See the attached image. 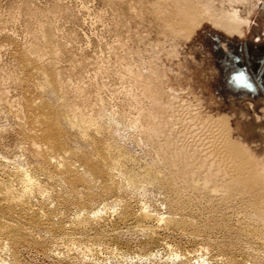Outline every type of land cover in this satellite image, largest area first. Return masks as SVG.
Segmentation results:
<instances>
[{
    "label": "rangeland",
    "instance_id": "rangeland-1",
    "mask_svg": "<svg viewBox=\"0 0 264 264\" xmlns=\"http://www.w3.org/2000/svg\"><path fill=\"white\" fill-rule=\"evenodd\" d=\"M211 1L0 0V169L30 171L56 226L88 221L76 249L35 225L0 264H264V217L210 163L225 141L264 170V0H214L250 18L242 36ZM140 207L163 220L143 226Z\"/></svg>",
    "mask_w": 264,
    "mask_h": 264
},
{
    "label": "bare ground",
    "instance_id": "bare-ground-1",
    "mask_svg": "<svg viewBox=\"0 0 264 264\" xmlns=\"http://www.w3.org/2000/svg\"><path fill=\"white\" fill-rule=\"evenodd\" d=\"M232 1L233 0H227L229 4ZM240 1H242L244 4L245 2H248V0H240ZM208 3L209 4H205L204 6L205 10L203 11V13L206 15L208 20L212 22L213 25L223 30L227 35L242 36L243 32L241 30V27L244 24L251 26V24H248L249 23L248 19L250 18H245V19L240 18L237 9H235L232 5H229L228 9L225 10L222 8L221 5H219L220 7H217L215 5L214 0ZM254 4L255 3L253 2L250 6L252 7L254 6ZM251 7L248 10V14L253 9ZM216 124L213 122V128L219 125ZM218 146L219 145L217 144L215 148L217 149L221 148V146L219 148ZM219 150L218 153L216 154L217 156H215V152L213 151L214 153L213 158L214 157L215 158L214 161L210 162L215 178V189H218V191L220 189H223V191L226 190L227 192L226 191L224 192L229 195L228 198L230 197V199L233 196L235 197L237 196V198L239 196V198L242 199V204L245 206L243 207L245 209H248L249 211L248 213L251 218H257V219L263 218L264 217V170L261 167L260 170L262 169V172H260L259 168H258L259 171L255 168V166L258 165L256 160L238 158V156H241L240 152H238L233 145L225 141H224V145H222V150L221 149ZM117 152L119 154L118 155L119 158H126L122 153H120V150H118ZM126 159L128 161L134 162V160H132L131 158H126ZM118 161L120 160L118 159L117 161L112 162L110 166L111 170H115V166H117ZM1 167L2 168L0 169L1 171L0 210H7L9 213V217L6 219V221L3 222L4 226L2 225V227H0V247L5 246L6 248V246L9 245L7 241L10 242L14 241L17 236L23 238L30 236L32 232L31 228L36 225V226L44 227L49 232H54L57 229L60 230L58 234H55L52 237V242L54 243V245L66 243L69 244V246H71L70 248H73V245L76 243L74 241L81 240L80 237L79 238L74 237L76 234L74 235L73 233L75 231L85 230L86 228H88V221L81 220L79 217L80 214L79 216L77 214L75 215L76 220L73 223H70L71 225L68 226L69 228L66 229L63 223H61L60 226L58 225L56 226L52 222L50 214L51 212L56 211L57 209L56 208L53 209V207L51 208L50 206L51 203L48 202L47 199L48 198L47 195L49 194L48 191L44 189L39 183L36 182V180L31 175L30 171L25 169H20L18 167H13L12 170H5V166L1 165ZM125 174L129 176V179L131 178V173L128 172ZM216 193L218 194V192ZM219 197L221 196L219 195ZM34 198H39L41 200L40 204H35L33 202ZM224 200L227 199H223V201ZM101 207L97 206L96 208L89 211L87 213L88 218L98 217L100 213H102V211L105 209V207L102 208ZM112 207L113 206H111V208ZM138 211L139 212L136 213V220L140 222L143 226L151 222H155L157 224L163 220L162 215L149 214L148 212H146V208L144 207H140ZM126 213L127 212L125 211V214ZM125 214L123 212V215ZM99 233H101V231ZM98 246L99 245H96V247L94 248L91 245L87 247L84 246L85 249L83 251L84 253L82 252L83 255H85V253H90L91 251L97 250V248H99ZM203 250L205 249L200 248L199 251L198 250L197 251L202 252ZM110 252L113 253L114 249H110ZM191 254L192 252L184 253L183 260L189 263L191 261V257L192 258L194 257L196 259V260L194 259V262L195 261L198 262L201 261L202 257H204L201 254L195 256H192ZM190 264H193V262ZM230 264H236V263L231 261Z\"/></svg>",
    "mask_w": 264,
    "mask_h": 264
}]
</instances>
